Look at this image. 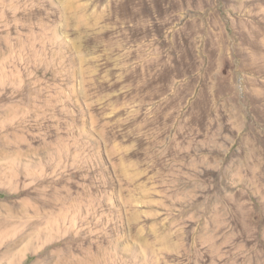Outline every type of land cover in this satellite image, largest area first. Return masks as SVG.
Here are the masks:
<instances>
[{"label": "rangeland", "instance_id": "1", "mask_svg": "<svg viewBox=\"0 0 264 264\" xmlns=\"http://www.w3.org/2000/svg\"><path fill=\"white\" fill-rule=\"evenodd\" d=\"M0 150V264H264V0H0Z\"/></svg>", "mask_w": 264, "mask_h": 264}, {"label": "bare ground", "instance_id": "2", "mask_svg": "<svg viewBox=\"0 0 264 264\" xmlns=\"http://www.w3.org/2000/svg\"><path fill=\"white\" fill-rule=\"evenodd\" d=\"M0 153H2V151L0 150ZM9 159V158H8ZM14 159V158H13ZM12 163V162H11ZM12 164L11 165H9L8 167H5V166H3V167H5V168H9L10 169V171H12ZM23 168H25V167H23ZM21 170V169H20ZM25 170H27L26 168H25ZM16 171V170H15ZM23 171V170H22ZM18 173H20V172H18ZM17 174V173H16ZM29 174V173H28ZM28 176V175H27ZM45 192H47V191H45ZM56 193V192H55ZM52 195V194H51ZM47 196V195H46ZM66 196V195H65ZM52 199L53 200H55V201H57V203L59 204V205H61L60 207H61V209L62 208H65V206H69V208H71L72 209V211H73V213L75 214V213H77L78 212V207L75 205V204H73V203H71V202H69V198H67V197H59L58 196V194H56L55 196H53L52 197ZM50 201L51 200H49V203H50ZM45 202V201H44ZM88 203V202H87ZM46 204H48L47 202H45V205ZM77 204V203H76ZM47 206V205H46ZM80 206V205H79ZM87 206H88V204H87ZM90 208V207H89ZM58 210V209H57ZM89 211V210H88ZM58 212H60V211H58ZM66 212H67V210H66ZM87 212V211H86ZM70 213H71V211H70ZM59 214V213H58ZM68 215V214H67ZM71 215V214H70ZM73 215V214H72ZM75 215H77V214H75ZM74 215V216H75ZM39 217V216H38ZM41 217V216H40ZM73 217V216H72ZM86 217V216H85ZM82 218V217H81ZM39 220H40V218H38ZM67 221H69V216H66V214L64 213V212H60V214L58 215V217H57V220L56 221H53V220H51V219H47V217L46 218H44V220H43V224L45 223V224H48L49 225V227H55V229H56V226H58V225H60L61 226V223H63L64 221L66 222V220ZM34 222V221H33ZM68 223V222H67ZM64 227V226H63ZM42 231V230H41ZM49 232V233H48ZM48 232L46 231L45 233L47 234V235H49V236H55L56 234L55 233H52V230L51 229H49L48 230ZM59 235V234H58ZM61 238V237H60ZM65 238V237H64ZM50 239V238H49ZM48 239V240H49ZM63 240H67L66 238L65 239H63ZM11 244V243H10ZM44 244V243H43ZM28 248V247H27ZM58 260V259H57ZM90 260V259H89ZM61 261H62V259H61ZM59 264H62L61 262L59 263Z\"/></svg>", "mask_w": 264, "mask_h": 264}]
</instances>
